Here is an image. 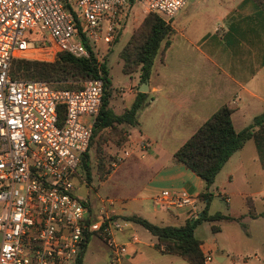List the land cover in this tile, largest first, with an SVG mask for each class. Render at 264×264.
<instances>
[{
    "label": "crops",
    "instance_id": "crops-1",
    "mask_svg": "<svg viewBox=\"0 0 264 264\" xmlns=\"http://www.w3.org/2000/svg\"><path fill=\"white\" fill-rule=\"evenodd\" d=\"M170 25L171 44L156 58L147 85L134 73L123 85L112 86L110 106L116 114L132 106L141 88L147 94L136 124L120 125L127 135L123 147L108 145L129 155L115 164L106 180L127 166L135 187L129 195L101 198L98 206L87 197L92 216L108 199L124 219L136 215L161 226H182L195 219L204 203L192 210L154 202L165 190L184 189L198 196L203 188L201 178L177 163L174 153L224 105L233 109L237 131L264 112V10L257 0H188ZM212 189L226 208L214 207V196L209 212L230 218L217 221L216 232L209 222L196 228L204 255L212 256L206 264H264V164L254 139L231 156ZM253 229L258 241L253 240ZM133 236L137 241L129 242ZM115 239L130 245L120 262L112 260L107 245L111 264H190L181 256L162 252L157 238L137 222L128 220Z\"/></svg>",
    "mask_w": 264,
    "mask_h": 264
},
{
    "label": "built area",
    "instance_id": "built-area-1",
    "mask_svg": "<svg viewBox=\"0 0 264 264\" xmlns=\"http://www.w3.org/2000/svg\"><path fill=\"white\" fill-rule=\"evenodd\" d=\"M187 2L0 0V264H77L86 232L98 235L112 260L120 262L129 242L137 241V236L128 243L115 239L128 220L116 215L113 200H103L92 216L89 199L76 193L75 179L82 178L102 106V77L84 81L81 89H57L44 80L13 79V60L53 62L61 52L90 57L87 42L99 56L100 43L115 40L133 4L170 23ZM60 105L66 106L62 123ZM128 155L125 151L119 160ZM154 202L192 210L199 204L198 196L184 189L165 190Z\"/></svg>",
    "mask_w": 264,
    "mask_h": 264
},
{
    "label": "trees",
    "instance_id": "trees-1",
    "mask_svg": "<svg viewBox=\"0 0 264 264\" xmlns=\"http://www.w3.org/2000/svg\"><path fill=\"white\" fill-rule=\"evenodd\" d=\"M257 2L264 10V0H257ZM68 8L72 10L71 5H68ZM173 33L174 30L170 23H167L158 14L148 13L140 25L133 30L120 52L123 73L126 75L139 73L141 82L148 81L156 58L171 44ZM119 34L120 32L115 40H118ZM86 45L90 49V57H76L68 52H61L53 62L15 58L11 65L10 75L13 79L48 81L53 88L57 89H81L84 86V81L102 77L105 86L102 106L93 127L90 146L81 165L88 182H91L90 147L96 145L99 175L102 180H106L113 167L111 160L107 162L103 159L101 150L104 145H109L110 142H113L117 149L123 147L127 141V135L125 128L120 125L136 124L138 111L144 106L147 94L138 92L132 106L124 113L116 114L110 106L112 83L108 58L107 56L99 58L92 45L89 42ZM232 114L233 109L228 105L219 108L174 153L175 161L191 169L203 182L198 201L199 204L204 203L205 206L200 207L199 214L195 219L189 220L182 226H161L136 215L126 218V220L143 225L153 234L157 238L156 246L162 252L181 256L190 264H206L201 248L203 241L197 237L196 228L204 222H209L212 230L216 232L219 227L215 223L230 218L220 212L214 214L209 212L210 203L215 196L212 187L223 166L250 139L255 140L261 161L264 164V112L256 116L253 123L241 131L235 129ZM59 117L60 122H64L66 118L65 105H60ZM92 235L90 232L85 233V242L78 256L77 264L82 263L85 249Z\"/></svg>",
    "mask_w": 264,
    "mask_h": 264
},
{
    "label": "rangeland",
    "instance_id": "rangeland-1",
    "mask_svg": "<svg viewBox=\"0 0 264 264\" xmlns=\"http://www.w3.org/2000/svg\"><path fill=\"white\" fill-rule=\"evenodd\" d=\"M126 20L122 21L119 28L118 40H115L111 44L100 43V54L99 58L102 56H107L108 58V68L110 73V79L112 86L116 89L118 86L123 85L128 82L132 76L126 75L122 71L123 61L120 58V52L124 45L130 38L133 30L137 28L144 17L149 13L147 12L141 4L135 3L126 11ZM108 22L106 20L102 21V26L106 28ZM73 41H77L74 37ZM96 145L90 147L89 153L91 156V166H92V181L88 182L86 178L85 171L80 168V173L82 178L75 179L76 193L84 197H88L92 202L98 206L100 204L101 198L113 197L116 193H121L122 195H129L134 189V178H131L129 174V167H122L121 170L116 174L113 179L102 180L99 175V159L96 157ZM103 159L107 162L111 160V166L115 168V164H120L123 160H119L121 157L120 151H114L108 145H104L101 150ZM109 163V164H110ZM121 177V178H120ZM117 179H121L122 187L119 188ZM217 193V190H214ZM214 207L218 209H225L226 204L221 197L218 195L214 198ZM233 224V223H229ZM139 228H142L139 225ZM144 230V229H143ZM253 240L258 241V233L253 229ZM250 259L254 258V253L251 254ZM110 256L108 255L107 244L100 239L97 235L93 234L88 242L86 252L84 254L81 264H111Z\"/></svg>",
    "mask_w": 264,
    "mask_h": 264
},
{
    "label": "water",
    "instance_id": "water-1",
    "mask_svg": "<svg viewBox=\"0 0 264 264\" xmlns=\"http://www.w3.org/2000/svg\"><path fill=\"white\" fill-rule=\"evenodd\" d=\"M145 84L147 85V82H146ZM140 91L144 92V91H145V89H144V88H141V89H140Z\"/></svg>",
    "mask_w": 264,
    "mask_h": 264
}]
</instances>
